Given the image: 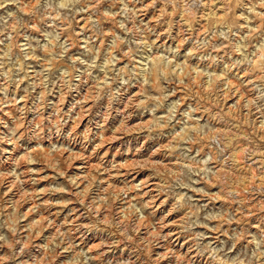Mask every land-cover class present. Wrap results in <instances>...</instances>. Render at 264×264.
<instances>
[{
  "label": "rangeland",
  "instance_id": "1",
  "mask_svg": "<svg viewBox=\"0 0 264 264\" xmlns=\"http://www.w3.org/2000/svg\"><path fill=\"white\" fill-rule=\"evenodd\" d=\"M0 264H264V0H0Z\"/></svg>",
  "mask_w": 264,
  "mask_h": 264
},
{
  "label": "bare ground",
  "instance_id": "2",
  "mask_svg": "<svg viewBox=\"0 0 264 264\" xmlns=\"http://www.w3.org/2000/svg\"><path fill=\"white\" fill-rule=\"evenodd\" d=\"M76 156H77V155H76ZM76 156H75V157H76ZM72 158H73V157H72ZM165 234H166V233H165ZM167 235H169V234H167ZM165 236H166V235H165ZM166 237H167V236H166Z\"/></svg>",
  "mask_w": 264,
  "mask_h": 264
}]
</instances>
